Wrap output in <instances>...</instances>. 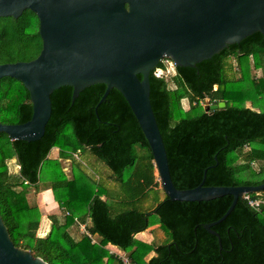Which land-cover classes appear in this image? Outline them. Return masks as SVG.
I'll list each match as a JSON object with an SVG mask.
<instances>
[{"label": "trees", "instance_id": "obj_1", "mask_svg": "<svg viewBox=\"0 0 264 264\" xmlns=\"http://www.w3.org/2000/svg\"><path fill=\"white\" fill-rule=\"evenodd\" d=\"M40 49L33 12L0 17V63L31 60ZM230 57L236 61V76L229 72ZM163 59L149 72V99L174 186L198 185L205 168L203 185L262 183L264 36L256 31L194 66L173 65V87L155 74L156 68H165ZM258 68L261 74L255 77ZM105 88L104 83L91 84L73 101L71 86L53 90L51 114L37 140H11L0 132V216L14 245L48 264H122L108 244L136 264H264V189L247 193L263 200L258 207L242 194L225 219L210 227L218 240L203 225L226 211L232 195L201 201L160 198L152 155L137 121L117 89L99 102ZM182 99H187V109ZM204 99L225 105L206 111ZM30 115L24 85L1 78L0 122L21 123ZM53 149L56 157L49 155ZM85 150L112 171L114 188L106 189L73 157ZM11 158L17 161V173L8 169ZM64 161L70 162V176ZM45 188L51 189L62 214H51L50 229L39 236L41 214L27 193ZM154 225L163 231L164 242L135 238Z\"/></svg>", "mask_w": 264, "mask_h": 264}, {"label": "water", "instance_id": "obj_2", "mask_svg": "<svg viewBox=\"0 0 264 264\" xmlns=\"http://www.w3.org/2000/svg\"><path fill=\"white\" fill-rule=\"evenodd\" d=\"M25 10L38 19L41 49L31 60L0 63V79L11 77L24 85L31 115L21 123L0 122V132L11 140H37L51 114L53 90L71 86L73 101L83 88L104 83L99 102L111 88L124 97L168 199L201 201L232 195L226 211L203 225L210 233L218 237L210 227L225 219L239 196L264 189V181L203 185L206 168L198 185L176 188L150 104L148 77L163 58L175 66H194L256 31L264 36V0H0V17L16 18ZM224 105L206 104L205 110ZM0 264L48 263L14 245L0 216Z\"/></svg>", "mask_w": 264, "mask_h": 264}, {"label": "rangeland", "instance_id": "obj_3", "mask_svg": "<svg viewBox=\"0 0 264 264\" xmlns=\"http://www.w3.org/2000/svg\"><path fill=\"white\" fill-rule=\"evenodd\" d=\"M231 65H232V70H229L230 73L234 74L235 76L238 75V70H236V64H235V58L234 57H230L228 60ZM163 64L165 65L164 69H160V68H156L155 69V74L156 75H162L164 76V78L168 81V85L169 87H173L172 81H171V77L174 75L175 70L173 68V64L171 61L165 60L163 59ZM254 72V76L257 77L261 74V69H253ZM208 101L207 99L202 100L201 103H203V105H205ZM181 105L184 109L188 108V101L187 99H182L181 100ZM246 105H249L248 102L246 103ZM53 154V152H51ZM50 154V153H49ZM52 154H50V156L52 157ZM73 157L79 161V163L82 165V167L86 170V172L91 175L94 179H99L100 183L106 187V189H112L115 187V182L112 180V171L102 162L100 161L97 157H95L90 151L85 150L83 154H81V156H79V154L77 153V156L73 155ZM80 157L82 159V161H80ZM7 165H8V169L11 173H17L18 171V164L17 161L15 160V158H11L7 161ZM63 165V169L64 172L66 173V175L70 176L71 171V165L70 162L68 161L67 163L62 162ZM254 168H258V164L254 163L253 164ZM154 174L156 176V179H158V176L156 174V170L154 169ZM44 186V185H43ZM42 187V186H41ZM158 187L160 188V184L158 185ZM44 188V187H43ZM161 189V188H160ZM39 193L35 192L33 189H30L29 192L27 193V198L30 202L35 203L36 204V197ZM53 194V193H52ZM160 198H162L164 196L163 191L159 193ZM48 201V200H47ZM55 201V200H54ZM37 205V204H36ZM38 207V206H37ZM58 207V205H57ZM40 211V210H39ZM57 211H61V209L57 210ZM41 214V212H40ZM44 217H40V224L39 227L36 231V234L39 236H43L45 235L48 230L50 229V223L47 225V222H44ZM45 224V225H44ZM144 233L147 235H149L148 237H153L154 241L156 244L162 243L164 241H161L164 239L165 235L163 233L162 230H160V228H158L157 226H151L148 227L146 230H144ZM144 236V235H143ZM152 255L149 254V256ZM149 256H147L146 258H148Z\"/></svg>", "mask_w": 264, "mask_h": 264}, {"label": "crops", "instance_id": "obj_4", "mask_svg": "<svg viewBox=\"0 0 264 264\" xmlns=\"http://www.w3.org/2000/svg\"><path fill=\"white\" fill-rule=\"evenodd\" d=\"M51 152H53V154ZM51 152H50V154H52V157H56L57 156V150L56 149L51 150ZM64 162L67 163L68 161H64ZM38 193L39 194L36 197V204H37V206H38V208H39V210L41 212L42 217H44V219H45L44 222L46 221L47 225L49 223L51 225V220H50L49 216L51 214H53V215L57 216L58 218H60L62 213H61V211H57L58 209L60 210V208L57 207L58 204H57L56 201H54L53 194H52V191H51L50 188L42 189ZM80 228H81L80 230H82V231L84 230V226L83 225H80ZM134 236H135V238H137L139 240H142V241H146V242H149V241L154 239L152 236L151 237H148L149 235L146 236L144 231L138 232ZM108 248L118 251V249L115 246H112L110 244H108ZM151 253L153 255V252H151Z\"/></svg>", "mask_w": 264, "mask_h": 264}, {"label": "built area", "instance_id": "obj_5", "mask_svg": "<svg viewBox=\"0 0 264 264\" xmlns=\"http://www.w3.org/2000/svg\"><path fill=\"white\" fill-rule=\"evenodd\" d=\"M243 197L248 200L249 205L254 206V207H258L259 204L261 202H263L262 199L250 198L247 193H243ZM92 241H94V240H92ZM111 252H113L114 254H116L120 258L122 264H136L135 262L131 261L129 259V257L126 256L122 251H119V250L118 251H115V250L112 251L111 250Z\"/></svg>", "mask_w": 264, "mask_h": 264}]
</instances>
